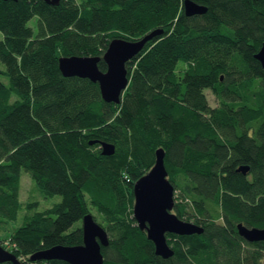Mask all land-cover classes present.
Returning <instances> with one entry per match:
<instances>
[{"label": "trees", "instance_id": "1", "mask_svg": "<svg viewBox=\"0 0 264 264\" xmlns=\"http://www.w3.org/2000/svg\"><path fill=\"white\" fill-rule=\"evenodd\" d=\"M194 1L207 9L186 14L184 0H0V242L23 264H71L30 255L82 243L86 212L108 232L102 264H264V239L247 240L237 226H264V69L255 57L264 0ZM155 28L126 62L119 102L59 68L61 55L95 54L106 69L113 37ZM102 140L113 154L102 153ZM159 146L177 190L173 210L203 227L168 232L169 256L133 215L134 182ZM21 169L43 196L61 199L44 209L22 202ZM20 210L22 222L5 233Z\"/></svg>", "mask_w": 264, "mask_h": 264}, {"label": "water", "instance_id": "2", "mask_svg": "<svg viewBox=\"0 0 264 264\" xmlns=\"http://www.w3.org/2000/svg\"><path fill=\"white\" fill-rule=\"evenodd\" d=\"M45 1L51 4L60 2V0ZM206 9L204 4L194 0H184L186 14L201 13ZM161 31V28H155L136 39L113 37L102 54L107 63L106 69L99 67L101 55L95 54L61 55L59 68L65 76L77 75L98 82L101 95L106 101L119 102L130 81L127 60L141 51L145 43ZM255 57L260 60L264 69V42L255 52ZM100 144L103 154L114 153L113 142L102 140ZM164 159L165 149L159 146L155 149V161L151 168L135 180L133 215L139 226L145 229L147 236L153 240L155 251L162 256H169L173 253V249L167 240L168 232L180 234L201 232L203 227L179 217L173 211L175 188L169 179ZM247 168L246 165H240L237 169L245 172ZM237 226L239 233L247 240L264 239V226H248L242 222ZM81 227L82 243L54 244L32 253L30 259L61 258L71 264H102L104 261L102 245H107L109 242L107 230L91 212H86L82 216ZM6 260H10L13 264H23L13 251L0 242V261Z\"/></svg>", "mask_w": 264, "mask_h": 264}, {"label": "rangeland", "instance_id": "3", "mask_svg": "<svg viewBox=\"0 0 264 264\" xmlns=\"http://www.w3.org/2000/svg\"><path fill=\"white\" fill-rule=\"evenodd\" d=\"M36 17H33L29 23L32 25H35ZM0 36H2L0 32ZM0 67L4 68V63L0 60ZM0 79L7 81V76L0 72ZM205 94L207 96V99L211 105H216L218 103V98L214 94V92L210 88H205ZM21 187H20V193L19 197L22 202H25L26 200H37L38 206L37 209H44L47 206H50L56 201H59L61 199V194H54L51 196H43L42 192L39 191V189L36 187V184L30 174L24 170L21 169ZM174 193H177V190L174 191ZM31 212L33 210H30ZM95 210L93 209V212ZM174 211V210H173ZM22 214L23 210L19 211V215L16 220H11L8 223V229L5 230V233H8L11 228L14 226L20 224L22 222ZM99 219V218H98ZM77 222L73 224L75 226ZM72 226V227H73Z\"/></svg>", "mask_w": 264, "mask_h": 264}]
</instances>
